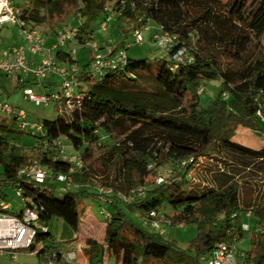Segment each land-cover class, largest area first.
I'll use <instances>...</instances> for the list:
<instances>
[{"label":"trees","instance_id":"1","mask_svg":"<svg viewBox=\"0 0 264 264\" xmlns=\"http://www.w3.org/2000/svg\"><path fill=\"white\" fill-rule=\"evenodd\" d=\"M29 2L14 0L27 28L42 26L66 8L75 11L81 25L72 40L50 50L56 65L78 67L71 94L62 90L60 77L57 90L40 93L59 95L52 99L59 105L57 117L32 122L42 127L35 132L21 126L16 116L0 115V201L9 200V189L21 190L27 206L39 216L28 251L75 264L63 258L50 225L60 219L79 233L80 202L100 201L101 185L112 191L104 193L111 211L104 242L87 240L89 264H107L110 259L115 264H209L207 256L221 245L238 256L244 253L246 264H264V53L258 44L264 35V0ZM110 7L120 23L131 27L121 26L122 41L101 56L124 50L127 59L97 73L95 61L79 65L69 45L101 51L90 45L92 23L102 16L112 21ZM139 31H151L157 46L156 35L175 40L167 50L159 46L164 56L131 58L127 50L134 45H127ZM183 50L184 62L175 61L173 56ZM29 54V65L42 58L30 62ZM28 77L20 83L22 88H41L47 79ZM210 80H219L221 90L203 107L202 88ZM239 127L251 132L253 138H246L259 145L235 141ZM24 133L36 138L30 151L17 144ZM102 136L109 142L103 144ZM65 146L73 149L82 167L70 160L73 156L63 151ZM34 165L46 172L42 182L19 174ZM167 165L173 170L170 176L156 182L157 168ZM61 176L65 179L59 180ZM153 212L169 220V226L197 225L188 249L148 227ZM244 214L254 219L252 232ZM248 232L250 250H237L235 244Z\"/></svg>","mask_w":264,"mask_h":264},{"label":"rangeland","instance_id":"2","mask_svg":"<svg viewBox=\"0 0 264 264\" xmlns=\"http://www.w3.org/2000/svg\"><path fill=\"white\" fill-rule=\"evenodd\" d=\"M250 1L251 0H246L247 3ZM16 2L20 4L30 3L29 0H16ZM108 16L112 18V21H107V30L105 31L101 29V22H103L104 20L103 16L92 23V34L94 38L93 40L90 38V40H92L91 43H93L94 46H99V44H106L107 46L109 45V50L112 51L115 49L116 45L122 41L123 35L120 32V27L123 26L126 28H130L131 24L120 23L118 16L113 13L112 7L109 8ZM76 17L77 14H75L74 10L66 8L64 14L56 15L54 18H49L42 26L36 25L33 26L32 29H36L42 32L46 39L54 38L57 40V34L65 31L66 29H79L77 27L81 25V21H78ZM54 23L56 25L54 26V28H52L51 25ZM148 24L151 27L155 26V23L153 22H149ZM29 28H31V26H29ZM151 31H144L145 40L142 44L134 45L127 50L128 55L131 58L154 59L157 56H164L163 51L159 48V46H157L155 41L151 39ZM24 39L25 37L23 35L22 29L17 25L10 23L4 26H0V60H5V54L10 52L13 48L24 46L26 44ZM258 44L261 46V49L264 53V35L259 38ZM69 50L73 51L75 59L77 60V63L79 65L86 64L90 61L94 62L96 58L101 57L102 55V51L98 50L94 53L93 50L77 44H71ZM22 82L23 80L19 79V73L0 74L1 97L5 99L10 105L16 107L18 111L22 110L27 113L28 119L31 123L36 121L41 123L43 119L56 118L58 113L57 109L59 106L58 102L51 101L47 106H38L35 102H31L25 97V88H22L20 86V83ZM220 85L221 83L219 80H210L206 82L205 87L202 88L201 96L203 107H208L213 103L214 100L217 99L221 90ZM33 89L37 95L41 93V89L39 86L34 85ZM237 133L239 134V136L236 135V137L234 138L235 141L239 142L240 139V141L245 143L254 144L255 146L259 145V142L246 138H253L251 132L247 131V129L239 127ZM101 140L103 144L109 142V138L106 136H102ZM17 144L22 146L26 151H30L37 145V141L33 135L24 133L20 137V139L17 140ZM64 150L65 152L67 151L70 156H77V154L69 146H65ZM2 170L3 169L0 166V174L2 173ZM172 171V167H170L169 165L157 168L155 181L158 182L160 177L164 179L168 178ZM99 187L100 188H98V190L102 193V195L100 196V201L93 199H83L80 202V215L83 218V221L79 233L75 234L73 231H70L60 219H54L50 225V231L55 239L57 248L61 250V252H63V258L65 259L64 256L67 253L76 252L77 258L74 261L75 264H89L88 257L85 253L88 239H93L98 243L104 242L105 225L107 223V219L103 214V211H111V205H107V200L109 199V197L107 195H104V193L110 195L112 194V191L110 189L106 191L102 188L101 185H99ZM7 193L8 199L9 201H11V203L19 202V197L17 196L14 189H9ZM135 196L136 193L131 194L127 198L129 200L130 198L132 199ZM167 211L169 214L172 213L169 209ZM243 221L244 223L249 224L250 231L252 232L255 228L254 219L248 218L246 214H244ZM197 233L198 227L196 224L169 226L166 227L164 238L174 241L181 249H188L191 242L196 238ZM249 238L250 232L246 234L243 240L237 242L234 247L237 250L249 251ZM42 245V242L38 243L37 248L40 249ZM15 254L17 255L16 257H14ZM209 258L210 257L207 256V260ZM205 263L207 264L208 261H206ZM0 264H64V262L55 261V258L51 257V255L48 253L46 255L38 256L31 255L30 252L26 250L23 252L11 251L0 254ZM107 264H115V260L110 259Z\"/></svg>","mask_w":264,"mask_h":264},{"label":"built area","instance_id":"3","mask_svg":"<svg viewBox=\"0 0 264 264\" xmlns=\"http://www.w3.org/2000/svg\"><path fill=\"white\" fill-rule=\"evenodd\" d=\"M14 0H0V26L6 24H14L22 29L25 37V45L19 48H13L10 52L5 54L6 59L0 60V74H14L23 73L28 76H33L38 80L47 78L49 74L58 75L62 78V90L69 95L73 92L75 87L74 77L78 71L77 66H73L70 69L66 67H60L56 65L52 52L45 48V38L39 30L27 28L26 23L19 19V11L14 5ZM110 20V19H108ZM101 22V29L107 30V21ZM78 29L65 30L58 35V43L55 45H65L69 40H72ZM155 38L158 40V44L162 49H168L171 47L175 38L168 34ZM144 41V33L136 32L133 36L132 43H129L127 47L133 45L142 44ZM93 48L97 46L90 44ZM184 50L173 56V59L178 62H184L183 54ZM27 53H30L34 58L41 56L39 63L35 65H29L27 63ZM127 59L126 51L122 50L114 55H106L98 57L93 65V70L97 73H101L107 68H116L121 64H124ZM1 93V91H0ZM25 97L35 102L38 106H47L52 99L58 98V94H36L34 89L29 87L24 90ZM0 115L1 116H16L21 122V126L27 127L35 132L42 131V127L36 123L28 121L27 114L24 111H18L14 106L10 105L0 95ZM63 151L64 147L62 148ZM66 153V152H65ZM64 158H68L64 154ZM72 160L78 167H82L81 159L78 156H73ZM45 171H43L37 165L22 168L19 174L33 177L35 180L42 182L45 177ZM64 177H59V180H64ZM164 178H159L158 183H163ZM19 197V202L11 203V201H0V254L5 252H23L29 250L33 245L36 238V228L39 216L33 209L29 208L26 204V200L22 195L21 190L16 191ZM106 218L110 217V212L103 211ZM154 219L150 222V227L157 231L160 235L166 233V227L170 225L169 220L163 219L156 212L152 213ZM247 227V226H246ZM31 255H37L38 252H30ZM17 255L15 254L14 257ZM76 252L67 253L65 259L68 262H74L76 260ZM209 264H246L245 254L242 253L238 256L233 248H229L226 245H221L213 250L209 260Z\"/></svg>","mask_w":264,"mask_h":264},{"label":"crops","instance_id":"4","mask_svg":"<svg viewBox=\"0 0 264 264\" xmlns=\"http://www.w3.org/2000/svg\"><path fill=\"white\" fill-rule=\"evenodd\" d=\"M56 41L57 40L54 39V38L53 39H46V45H45L46 48L48 50H52L54 48V46L56 45ZM70 45H69V48H70ZM99 49L102 52L110 51L109 50V45L107 46L106 44H99ZM39 59H40V57L34 58L32 55L28 56V60L30 62L37 61ZM19 78H20V80L22 79L23 81H26V80H28L31 77L20 76ZM33 83L35 84V83H37V81H33ZM59 86H60V78H59V76L55 75V74H49L47 76V79L45 80V82H43V86L40 89H41V92H44V91L53 92V91L57 90L59 88ZM51 90H53V91H51Z\"/></svg>","mask_w":264,"mask_h":264}]
</instances>
